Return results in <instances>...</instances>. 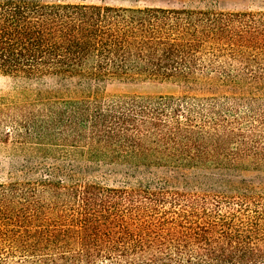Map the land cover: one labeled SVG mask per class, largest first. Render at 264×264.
<instances>
[{"label": "trees", "instance_id": "1", "mask_svg": "<svg viewBox=\"0 0 264 264\" xmlns=\"http://www.w3.org/2000/svg\"><path fill=\"white\" fill-rule=\"evenodd\" d=\"M0 73L264 86V11L0 0ZM9 132L34 175L0 182V264H264L263 191L108 185L68 162L264 169V96L0 97ZM51 154L65 167L32 166Z\"/></svg>", "mask_w": 264, "mask_h": 264}, {"label": "rangeland", "instance_id": "2", "mask_svg": "<svg viewBox=\"0 0 264 264\" xmlns=\"http://www.w3.org/2000/svg\"><path fill=\"white\" fill-rule=\"evenodd\" d=\"M49 3H83L103 4L121 7H161V8H198L219 11H264V0H41ZM37 92L51 93L65 98L97 96L109 99L116 96H176L182 99L189 97H208L221 95L264 96V86L240 84L220 81L214 77L193 76L186 79H156L148 77H107L99 80L80 82L77 79L60 80L43 78L25 80L0 73V97L17 98L24 95L33 96ZM11 131V130H10ZM57 149V148H53ZM27 148H22L13 133L0 137V182L13 179L31 178L34 174H26L22 165L29 155ZM59 153V152H55ZM56 154V155H57ZM38 157L31 164L41 166L65 167V158ZM77 169H81L85 179H94L108 185H118L123 181H136L154 177L170 180L181 186L206 187L213 185L222 187L228 193L236 188L252 186L264 192V169H198L191 167L170 168L167 166H137L135 168L120 163H95L84 157L68 160ZM41 171V169L39 168ZM36 176V175H35ZM6 264H18L11 261Z\"/></svg>", "mask_w": 264, "mask_h": 264}]
</instances>
